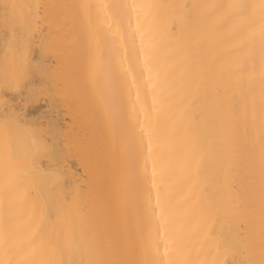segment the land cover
I'll list each match as a JSON object with an SVG mask.
<instances>
[{
  "label": "bare ground",
  "instance_id": "6f19581e",
  "mask_svg": "<svg viewBox=\"0 0 264 264\" xmlns=\"http://www.w3.org/2000/svg\"><path fill=\"white\" fill-rule=\"evenodd\" d=\"M35 2L48 7L42 12L43 31L26 55L29 63L47 66L42 80L35 78L24 88L4 87L24 49L0 23V118L22 112L15 148L29 165V177L18 187L7 194L0 190V221L22 242L10 258H61L67 222L75 225L62 255L68 264L89 258L84 245L74 246L82 227L107 250L108 260L142 264L157 258L148 201L151 192L155 204L152 161L167 159L171 152L173 167L164 190L173 205L197 208L187 240L191 258L206 264L258 261L264 242V80L260 38L246 39L258 17L240 25L239 15L205 7L197 10L195 21L187 19L188 10L181 20L171 8L149 19L160 45L164 83L152 113L160 140L153 138L148 158L140 125L147 124L151 93L143 87L131 44L125 40L121 46L113 34L120 10L99 7L130 0H0V15L5 4ZM143 2L210 6L258 0ZM82 3L92 5L87 14L77 7ZM126 25L125 20L122 32ZM33 92L43 96L45 110ZM194 141L198 151L193 157L189 146ZM42 171L59 173L58 182L43 184ZM209 205L219 207V218L215 209L202 211Z\"/></svg>",
  "mask_w": 264,
  "mask_h": 264
},
{
  "label": "snow or ice",
  "instance_id": "6c2138e0",
  "mask_svg": "<svg viewBox=\"0 0 264 264\" xmlns=\"http://www.w3.org/2000/svg\"><path fill=\"white\" fill-rule=\"evenodd\" d=\"M48 6L39 2L35 3H10L3 6V14L0 15V23L4 25L5 31L10 30L13 40L23 44L24 51L22 59L17 70L12 73L11 78L5 80V88H24L35 78L41 80L48 75L47 66L42 61H36L34 64L28 62L26 53L31 51L32 42L38 32H42L41 21L43 20L42 12ZM85 14L92 7L87 3L78 5ZM103 9L116 8L119 9L118 19L114 20L115 31L114 36L119 37L121 46L125 40L129 42L135 51L136 60L139 63L140 79L143 81V87L147 92L151 93V108L148 109L145 116L147 124L140 125L141 139L146 137V148L148 158L153 155V138L159 142L160 133L152 124V113L157 110L158 97L163 89V80L161 78L162 68L158 62L160 45L153 28L149 25V19L155 20L162 9H176L180 13V19L185 18L184 10L187 11V19L195 21L197 19V10L211 8H225L229 16L237 14L240 16V25L248 23L250 19L257 18L259 23L252 28L246 39L255 40L258 35L261 41V78L264 80V0H258L256 3H236L229 5H161L157 3L143 2V0H130L129 3L122 5H100ZM249 13L251 16H249ZM113 13H107V17L111 18ZM127 21L126 29L122 32L124 21ZM112 28V24H109ZM170 31V30H169ZM126 33V35H125ZM41 50L45 47L43 40L40 44ZM34 59V58H33ZM97 65L90 67V72L94 75ZM130 71V70H129ZM27 82V83H26ZM133 84L136 83L135 77ZM36 93L33 92V95ZM140 93L137 90V99ZM23 114L15 111L5 112L3 118H0V190L5 194L11 192L18 187L20 183L29 177L28 167L21 159V155L16 151V135L17 129L21 127ZM30 135H35V129H27ZM198 151L197 142H193L189 146V154L195 156ZM264 155V153H262ZM30 166H35V161L30 162ZM173 167V159L171 152L167 159L160 157L153 159L151 169V187L155 190V204H152L151 192L148 196L149 205L151 207V216L154 224V243L157 258L145 259L142 264H206L205 261H196L191 258L190 252L187 250V240L189 237V224L197 211L195 205L179 207L173 205L167 192L164 190L165 178L170 169ZM59 173L41 172V182L45 185L56 184L59 180ZM157 177L160 183H157ZM215 209L217 218H219L220 209L216 205H209L205 210L207 214H211ZM75 231V225L67 222L64 229V247L60 249L61 258L59 259H41L39 261H21L10 258L9 253L22 242L16 237L13 229L0 221V264H68L63 258V251L67 247L69 237ZM82 236L75 240L76 247L84 245L85 251L89 253V258L72 262V264H131L128 261L108 260L105 258L106 249H102L94 237L87 235L88 229L82 227ZM32 236L26 237L27 243H31ZM161 244L163 252H161ZM231 264V262H229ZM248 264H264V242L261 245V255L258 261L252 260Z\"/></svg>",
  "mask_w": 264,
  "mask_h": 264
},
{
  "label": "rangeland",
  "instance_id": "374dc122",
  "mask_svg": "<svg viewBox=\"0 0 264 264\" xmlns=\"http://www.w3.org/2000/svg\"><path fill=\"white\" fill-rule=\"evenodd\" d=\"M44 32H45V30H44ZM0 33L3 34V32H0ZM36 96H37V97L39 98V100H40V101H39L40 103L38 102V103H36V104H37V105H40V107H41L40 109L45 110V108H44L45 106L43 105V104L45 103L43 96L39 95L38 93L36 94ZM42 110H41V111H42ZM42 112H43V111H42ZM63 153H64V152H63ZM63 155H66V153H64Z\"/></svg>",
  "mask_w": 264,
  "mask_h": 264
}]
</instances>
